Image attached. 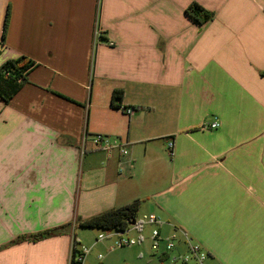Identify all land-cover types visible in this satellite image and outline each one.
<instances>
[{
    "label": "crops",
    "instance_id": "0c3cea01",
    "mask_svg": "<svg viewBox=\"0 0 264 264\" xmlns=\"http://www.w3.org/2000/svg\"><path fill=\"white\" fill-rule=\"evenodd\" d=\"M20 57L0 99V264H68L73 225L29 237L133 200L204 264H264V0H0V66Z\"/></svg>",
    "mask_w": 264,
    "mask_h": 264
},
{
    "label": "built area",
    "instance_id": "2783aa9c",
    "mask_svg": "<svg viewBox=\"0 0 264 264\" xmlns=\"http://www.w3.org/2000/svg\"><path fill=\"white\" fill-rule=\"evenodd\" d=\"M99 34L98 30H95V37ZM123 112L126 115H132L134 110L131 108H124ZM218 127V123L212 122L207 128L215 129ZM88 136L84 134L81 138V154L85 152V145L87 143ZM90 144L95 149L102 150H111L113 148L118 149L122 156H127L128 151L126 148L122 147L118 141H113L109 137L103 135H94L90 138ZM169 154L172 152V142H168L167 145ZM144 224L154 225L157 228H154L150 231V240H151V248L156 253H159L161 256H165V259L169 261L170 264H204V261L207 258V253L204 251L200 245L193 243L191 238L185 234L184 232L174 231L168 237L161 239L160 232L158 227L162 224L161 219H159L155 215H143L140 219L135 218L133 223H129L128 227L121 232L115 231H104V234H99L95 239V243L102 242L103 240L110 239L115 237L112 245L109 247L110 250L130 247L138 244L140 239L137 240L133 238L127 237V233L130 230L140 232L142 226ZM163 242L164 248L160 251V243ZM179 244H183L186 247V251L183 253L174 254V250L179 246ZM90 252V247H86L81 245L79 248L73 245L71 256L68 264H83L86 256ZM96 259L100 261L102 259V255L98 254Z\"/></svg>",
    "mask_w": 264,
    "mask_h": 264
},
{
    "label": "trees",
    "instance_id": "16d2710c",
    "mask_svg": "<svg viewBox=\"0 0 264 264\" xmlns=\"http://www.w3.org/2000/svg\"><path fill=\"white\" fill-rule=\"evenodd\" d=\"M186 14L197 24L205 25L213 18V13L203 9L196 3L190 4L186 8ZM8 20V10L3 21V31L1 39H4L5 27ZM33 64L24 57L9 60L0 66V99L7 103L21 88L25 82V74L31 69ZM113 106L119 108V104H114L115 100L121 99V92H114L112 95ZM139 201L133 200L118 208H113L89 218H75L73 223L64 225L57 229L43 231L29 237L30 241H38L55 236L58 231L66 226L73 225L75 228H96L103 231L121 232L128 227L136 217L139 210Z\"/></svg>",
    "mask_w": 264,
    "mask_h": 264
},
{
    "label": "rangeland",
    "instance_id": "374dc122",
    "mask_svg": "<svg viewBox=\"0 0 264 264\" xmlns=\"http://www.w3.org/2000/svg\"><path fill=\"white\" fill-rule=\"evenodd\" d=\"M141 217L142 215H138L136 218L140 219ZM75 218H79V215L75 214ZM154 228L157 227L150 224H144L139 233L130 230L127 233V237L137 240L141 236V242H138V244L134 246L113 250H110L109 247L112 245L115 237L95 243L97 236L99 234H104L102 229L76 227L74 228L73 234L77 235L78 248L81 245L90 247V252L86 256L83 264H142L143 260L155 253L151 248V241L149 239L150 231ZM98 254L102 255L100 261L96 259ZM162 264L170 263L169 261H164Z\"/></svg>",
    "mask_w": 264,
    "mask_h": 264
},
{
    "label": "water",
    "instance_id": "95a60500",
    "mask_svg": "<svg viewBox=\"0 0 264 264\" xmlns=\"http://www.w3.org/2000/svg\"><path fill=\"white\" fill-rule=\"evenodd\" d=\"M131 223H133V221Z\"/></svg>",
    "mask_w": 264,
    "mask_h": 264
}]
</instances>
